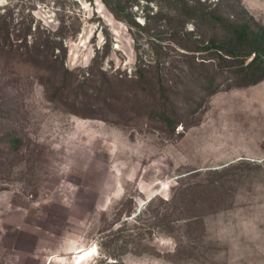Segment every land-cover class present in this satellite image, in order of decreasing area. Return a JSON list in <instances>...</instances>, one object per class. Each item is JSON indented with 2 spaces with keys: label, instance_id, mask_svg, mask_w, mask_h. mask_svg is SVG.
I'll return each mask as SVG.
<instances>
[{
  "label": "rangeland",
  "instance_id": "obj_1",
  "mask_svg": "<svg viewBox=\"0 0 264 264\" xmlns=\"http://www.w3.org/2000/svg\"><path fill=\"white\" fill-rule=\"evenodd\" d=\"M0 6V264H264V0Z\"/></svg>",
  "mask_w": 264,
  "mask_h": 264
},
{
  "label": "trees",
  "instance_id": "obj_2",
  "mask_svg": "<svg viewBox=\"0 0 264 264\" xmlns=\"http://www.w3.org/2000/svg\"><path fill=\"white\" fill-rule=\"evenodd\" d=\"M1 7V6H0ZM3 11H1L0 8V49H4V47L9 46L10 44V35H9V27L8 19H7V9L5 6L2 8ZM193 15L199 17L201 19L206 15V13L198 10L193 9ZM212 13V11L208 12ZM213 14V13H212ZM211 15V14H209ZM197 26V25H196ZM236 34L240 36L241 39H246V37H250L253 40L254 48L253 52L254 57L251 58V60L246 65V70L244 73H242V77L238 80V83L241 84H252L264 77V30H252L249 28L247 24H241L237 30ZM213 43V39L211 40ZM214 48L215 50L221 51L222 48L219 46H212L211 43L208 41L207 44L200 46L199 48L194 49V51H203ZM224 54L232 56V50H222ZM203 58V57H202ZM258 60V61H257Z\"/></svg>",
  "mask_w": 264,
  "mask_h": 264
},
{
  "label": "bare ground",
  "instance_id": "obj_3",
  "mask_svg": "<svg viewBox=\"0 0 264 264\" xmlns=\"http://www.w3.org/2000/svg\"><path fill=\"white\" fill-rule=\"evenodd\" d=\"M83 252V251H82ZM78 252L77 254H79L80 256H77L76 257V259H78V260H80V261H84V260H86V257L88 256V255H91V253L93 252V249H90L89 250V252L88 253H86V252ZM91 257V256H90ZM89 258V257H88Z\"/></svg>",
  "mask_w": 264,
  "mask_h": 264
}]
</instances>
